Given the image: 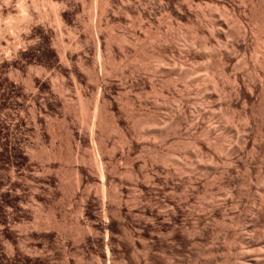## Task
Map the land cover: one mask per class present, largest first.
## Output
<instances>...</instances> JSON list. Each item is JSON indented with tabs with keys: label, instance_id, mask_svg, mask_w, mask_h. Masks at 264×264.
<instances>
[{
	"label": "rangeland",
	"instance_id": "374dc122",
	"mask_svg": "<svg viewBox=\"0 0 264 264\" xmlns=\"http://www.w3.org/2000/svg\"><path fill=\"white\" fill-rule=\"evenodd\" d=\"M99 1L53 0L52 10L32 7L35 20L21 30L29 40L18 45L11 26L23 15L22 0H0V264H131L129 231L139 227L154 255L171 257L198 210L180 202L181 192L194 193H188L190 185L164 173L175 156L186 163L204 149L264 147V100L258 92L264 78V0H255L253 9L240 0H216L221 6L195 0L188 16L178 13L187 0H106L101 9ZM45 11L55 20L37 17ZM238 18L248 27L246 36L232 30ZM100 19L110 27L100 36L101 52L91 34ZM130 24L142 25L140 38H130L129 58L116 54L111 60L107 31L120 37L131 33ZM58 26L73 53L63 65L53 46ZM155 32L166 37L164 43ZM163 59L170 61L168 68L159 66ZM179 70L190 77L182 78ZM245 86L257 87L256 100ZM40 107L46 117L36 122ZM113 117L120 129L114 130ZM236 168H222L228 175L219 170L227 179L222 185L240 173ZM176 200L183 207L173 212ZM160 208L166 216H157ZM212 224L205 228L210 233L199 227L204 238H212Z\"/></svg>",
	"mask_w": 264,
	"mask_h": 264
},
{
	"label": "bare ground",
	"instance_id": "6f19581e",
	"mask_svg": "<svg viewBox=\"0 0 264 264\" xmlns=\"http://www.w3.org/2000/svg\"><path fill=\"white\" fill-rule=\"evenodd\" d=\"M111 2H114L115 0H110ZM161 2H165V1H168V4H169V1L170 0H160ZM173 1V0H172ZM188 3L185 8H180L178 9V13L181 14V15H186L188 16V14H191V11H192V4H194L193 2L195 0H187ZM211 3H214L217 4L218 6H221L219 5V3L225 1V0H217V3L216 0H208L207 2H210ZM231 2L233 3V0H227V2ZM241 2L243 1V4H245V6L247 7L249 5V7L251 6V8L253 9L254 7V4H255V0H240ZM53 0H32L31 2H29L28 0H22V4H21V12H23V15H21V17L19 18V20L14 23V25L11 26V29L13 30V32L15 33L16 35V41H17V44H21V43H25L28 39L29 36L25 35V34H22V29L26 26V25H29L30 23H32L34 20H35V15L33 14L32 12V7L33 9L40 7V6H43L44 8H49V9H53L54 6L52 4ZM101 2L99 8L103 7L105 4H106V0H101L99 1ZM116 2V1H115ZM206 0H198V5L199 4H206L205 3ZM245 2V3H244ZM247 2V3H246ZM197 3V2H196ZM230 3V4H231ZM161 4V3H160ZM167 4V2H166ZM171 4V3H170ZM225 4V3H224ZM223 4V6H224ZM228 4V3H227ZM225 4V6L227 5ZM229 4V5H230ZM248 4V5H247ZM233 5V4H232ZM222 6V7H223ZM224 6V7H225ZM244 6V7H245ZM42 7V8H43ZM223 7V8H224ZM100 8V9H101ZM226 8V7H225ZM34 9V10H35ZM50 10V11H51ZM96 11V10H95ZM43 13V12H42ZM98 13V11L96 12ZM187 13V14H185ZM41 12L39 13V15H37V17L39 19H50L52 21H54V17L52 16V14L50 15L47 11H45L43 14H41ZM206 15V14H204ZM35 16V17H34ZM52 16V17H51ZM104 16V15H103ZM204 17V16H203ZM253 17V15H252ZM252 19V18H251ZM255 19V18H254ZM254 21V20H253ZM0 22H1V15H0ZM226 22V21H225ZM235 22V23H234ZM233 23L235 24L234 26V29L232 30H236L237 33H240L241 32H238L240 30L242 31H245L244 32V35L247 33V31L245 30L246 28L248 27H245L243 26V22L241 20V18H238L236 21H234ZM113 23V22H112ZM111 23V24H112ZM171 23V22H170ZM173 23V22H172ZM132 24V23H131ZM130 26H133L131 25ZM135 25V23H133ZM226 24V23H225ZM94 25V24H93ZM114 25V24H113ZM109 24L108 23H104L101 19L98 21V23L91 29L92 30V33L90 31V33L93 35V39L94 41L96 42L97 44V50L100 51V45H101V39H100V36H102L101 34L105 31L106 27L107 29L108 28ZM137 26V25H136ZM136 26L134 27H131V33H126L128 31H126L125 33H122V35L119 37V36H115L114 34H111V33H114L112 32L113 30H108V34L106 36L109 35V38H107V40L109 39L111 42H108V46L106 48H109L108 52H110L109 56L112 55V56H116V54H119L120 56H124L127 57L129 54H126L127 51H128V46L130 45L129 43L130 42V38H135V40L139 39L140 36H138L139 32H141V30L143 29L141 26L139 28H142L141 30L139 28H136ZM152 26V25H151ZM129 27V26H128ZM138 27V26H137ZM91 28V27H90ZM151 28V27H150ZM173 28V27H171ZM175 28V27H174ZM232 28V27H231ZM106 29V30H107ZM113 29V28H112ZM157 29V28H156ZM89 30V29H88ZM104 30V31H103ZM170 30V29H169ZM173 30V29H172ZM214 30V29H213ZM261 30H262V27H261ZM0 31H2V28L0 27ZM56 33H57V38H56V42L53 44L54 47H56V51L60 57V63L59 65H63L65 64V62L68 60V58H72L73 56V53L72 52H67L68 51V47L67 45L65 44L64 40H63V29H62V26H58L55 30H54ZM109 31L111 33H109ZM152 31V30H151ZM154 31V30H153ZM171 31V30H170ZM251 31V30H250ZM124 32V31H123ZM235 32V31H234ZM232 32V33H234ZM253 32V31H252ZM251 32V33H252ZM263 32V31H262ZM105 33V32H104ZM152 33V32H151ZM160 33V32H158ZM89 34V33H88ZM106 34V33H105ZM116 34V33H115ZM120 34V33H119ZM141 34V33H140ZM211 34V33H210ZM14 35V36H15ZM118 35V34H116ZM263 35V34H262ZM103 36H105L103 34ZM159 39V43H164L165 42V38L163 39L161 36H158V34L155 32V34L153 35ZM211 36V35H210ZM246 36V35H245ZM248 36V35H247ZM138 37V38H136ZM91 38V37H90ZM105 38V39H106ZM245 38V37H244ZM248 38V37H247ZM262 38V37H261ZM27 39V40H26ZM92 39V38H91ZM168 39V38H167ZM26 40V41H25ZM32 40V39H31ZM134 40V41H135ZM33 41V40H32ZM155 41V40H153ZM212 41V40H211ZM156 42V43H157ZM168 43V40L166 41ZM27 43V42H26ZM28 43H32L31 41L28 42ZM158 43V44H159ZM187 43V42H185ZM77 46L80 44V43H76ZM129 44V45H128ZM191 44V43H190ZM164 45H168V44H163ZM226 45V44H225ZM259 45V44H258ZM156 46V45H155ZM162 46V45H161ZM162 46V47H163ZM190 46V45H189ZM220 46V45H219ZM262 45L260 44L259 48L261 47ZM53 47V48H54ZM132 47V46H131ZM157 47V46H156ZM168 47V46H167ZM192 47V46H191ZM223 47V46H221ZM228 47V46H227ZM258 47V46H257ZM166 48V47H165ZM225 48V47H224ZM156 50V48H154ZM263 49H264V46H263ZM262 49V52L264 51ZM153 50V49H152ZM220 50V49H219ZM154 51V50H153ZM174 51V50H173ZM172 51V52H173ZM187 51V50H186ZM189 51V52H188ZM187 52H185V54H189V56L192 58V57H195V56H192L193 54L190 53L191 51L188 50ZM228 51V50H227ZM261 51V50H260ZM101 52V51H100ZM129 52V51H128ZM156 51H154L155 53ZM180 52V51H179ZM183 52V51H182ZM182 52L180 53V55H184L182 54ZM153 53V52H152ZM197 53V52H195ZM214 53V52H213ZM192 54V55H191ZM223 54V53H222ZM187 56V55H186ZM218 56V55H217ZM111 57V56H110ZM114 57H111V60L115 59ZM189 57V58H190ZM222 57V56H221ZM262 63H263V69H264V53L262 55ZM120 58V57H119ZM129 58V57H127ZM188 58V57H187ZM211 58V57H210ZM121 59V58H120ZM193 59V58H192ZM218 59V57H217ZM164 60V61H163ZM161 62H160V65L161 66V69L163 67V64H164V67H165V64H166V67L165 68H168L167 66L170 65V61L167 60V62L169 61V63H164L165 62V59H163ZM179 60V59H178ZM222 60V59H221ZM224 60V59H223ZM115 61V60H114ZM113 61V62H114ZM180 61V60H179ZM178 61V62H179ZM220 61V60H219ZM218 61V62H219ZM176 62V60H175ZM222 62V61H221ZM221 62H220V65H221ZM123 63V61H122ZM163 63V64H162ZM261 63V62H260ZM259 63V64H260ZM261 63V64H262ZM216 64V63H215ZM219 64V63H218ZM217 64V65H218ZM260 64V65H261ZM177 65V63L174 64V67ZM181 65V64H179ZM225 65V64H223ZM222 65V66H223ZM182 66H180V69H181ZM225 67V66H223ZM222 67V68H223ZM227 67V65H226ZM163 68V70L165 69ZM218 68V67H216ZM221 68V67H220ZM221 68V69H222ZM56 69V68H54ZM123 69V68H122ZM220 69V70H221ZM166 70V69H165ZM176 70V68H175ZM178 70V68H177ZM183 72L185 73V69H182ZM226 70V69H224ZM115 71H118L115 70ZM180 71V70H179ZM223 71V70H222ZM175 72V71H174ZM178 72V71H177ZM182 71H180V73H183ZM179 73V74H180ZM183 73V74H184ZM189 73L186 71V74ZM225 73V72H224ZM250 73V72H248ZM263 73V72H262ZM177 74V73H176ZM181 74V75H183ZM184 74L183 76L185 77H182V78H185L186 79V76H188V78L190 77V74ZM254 74V73H253ZM178 75V74H177ZM37 76V75H36ZM192 76V75H191ZM251 76V75H250ZM35 77V76H34ZM177 77V76H176ZM180 77V76H179ZM178 77V78H179ZM258 77H260L258 75ZM257 77V78H258ZM263 77V75H262ZM259 80H261V78ZM191 79V78H190ZM256 79V78H255ZM178 79H176L177 81ZM257 80V79H256ZM184 81V80H183ZM30 82L31 84H34L35 81L33 79V76H31V79H30ZM187 82V80H186ZM189 82V81H188ZM224 82V80H223ZM254 82V81H253ZM260 85H259V90L258 92L262 95V99L264 100V78L263 80L260 81ZM228 83V82H227ZM244 84V83H243ZM259 84V83H258ZM217 85V84H215ZM254 85V84H253ZM256 85V84H255ZM254 85V87H255ZM60 87V86H59ZM188 87V85H187ZM253 86L250 87V86H245V91L246 93H248V97L250 96L251 99L253 100H256L257 99V94L255 92V89L257 88H254ZM218 91V90H217ZM223 93V91H220ZM225 92V91H224ZM230 92V90H229ZM244 92V91H243ZM228 93V92H227ZM232 93V91L230 92ZM226 94V93H225ZM229 94V93H228ZM245 94V93H244ZM238 95V94H237ZM227 96V95H226ZM229 96V95H228ZM231 96V94H230ZM246 97V98H248ZM259 97V96H258ZM231 98V97H230ZM249 100V99H248ZM247 100V101H248ZM249 102V101H248ZM250 102H253L252 100ZM245 104V103H244ZM34 105V104H33ZM114 105V104H112ZM218 105V104H217ZM35 106V105H34ZM109 107V106H108ZM252 107V106H251ZM41 108V107H40ZM38 108L39 112H37V114L35 113V120L36 122L38 121L37 118L40 117V119L44 116L46 117V115H44V111L43 109L41 108ZM210 108V107H209ZM215 108V107H214ZM96 109V107H95ZM98 109V108H97ZM101 109V108H99ZM108 109V108H107ZM134 109V108H133ZM217 110V108H216ZM37 111V110H36ZM35 111V112H36ZM108 111V110H107ZM112 111V110H111ZM110 111V112H111ZM179 111V109L177 110ZM88 112V111H87ZM110 112L109 115H110ZM113 112V111H112ZM111 112V113H112ZM217 112V111H216ZM89 113V112H88ZM106 113V112H105ZM114 113V112H113ZM180 113V112H179ZM196 113L198 114V112L196 111ZM208 113V112H207ZM212 113V111H211ZM214 113V112H213ZM22 114V113H21ZM132 114V113H131ZM218 114V113H217ZM221 114V113H220ZM114 114L110 115L111 117L113 116ZM138 115V114H137ZM194 115V114H193ZM222 115V114H221ZM220 115V116H221ZM248 115V114H247ZM261 115V114H260ZM264 115V114H263ZM23 116V115H22ZM21 116V117H22ZM200 116V115H199ZM202 116V115H201ZM227 116V115H226ZM108 117V116H107ZM116 117V116H115ZM115 117H113L115 119ZM196 117V116H195ZM194 117V118H195ZM260 117V116H259ZM135 118V117H133ZM178 118V117H177ZM198 118V117H197ZM196 118V119H197ZM18 119V118H17ZM112 119V118H111ZM112 120L111 121V124H113V128L114 130H117V129H120L119 128V124L117 122V120ZM227 119V118H226ZM19 120V119H18ZM22 120V118H21ZM193 120V119H192ZM198 120V119H197ZM179 121V120H178ZM224 122V120H222ZM248 121V120H247ZM263 121V120H262ZM261 121V122H262ZM18 122V121H17ZM181 122V121H179ZM226 122V121H225ZM228 122V121H227ZM155 122H153L154 124ZM213 123V122H212ZM152 124V123H151ZM155 124L158 125V123L156 122ZM177 124V123H176ZM175 124V125H176ZM228 124V123H227ZM195 125V124H193ZM192 125V126H193ZM210 125V124H209ZM213 125V124H212ZM226 125V124H225ZM182 126V125H181ZM217 126V125H216ZM235 126V125H234ZM262 126V125H261ZM191 127V126H190ZM189 127V128H190ZM214 127V126H212ZM219 127V126H217ZM221 127V126H220ZM244 127V126H243ZM112 128V129H113ZM179 128V127H178ZM189 128L186 130L188 131ZM192 128V127H191ZM224 128V127H222ZM235 128V127H234ZM245 128V127H244ZM243 128V129H244ZM217 129V128H215ZM191 130V129H190ZM194 130V129H192ZM207 130V129H206ZM205 130V131H206ZM204 130L202 132H205ZM208 131V130H207ZM245 131V130H244ZM120 132V131H119ZM210 132V130H209ZM225 132V131H224ZM249 132V131H248ZM121 133V132H120ZM191 133V132H190ZM237 133V132H236ZM68 135V134H67ZM192 136V135H191ZM206 136V135H205ZM68 137V136H67ZM70 137V136H69ZM209 137V136H208ZM207 137V138H208ZM241 137V136H240ZM246 137V136H245ZM244 137V138H245ZM72 138V137H71ZM237 138V136H236ZM67 139V138H66ZM69 140H72V139H69ZM209 140V139H208ZM258 140V139H257ZM68 141V139H67ZM190 141V140H189ZM71 142V141H70ZM256 142V141H255ZM69 143V142H68ZM191 143V142H190ZM210 143V142H209ZM70 144V143H69ZM206 144V143H205ZM246 144V142H245ZM211 145V144H210ZM238 145V144H237ZM196 146V145H195ZM223 146V145H222ZM263 146V145H262ZM71 147V146H69ZM250 147V146H249ZM195 148V147H194ZM208 148V147H207ZM215 148V147H214ZM219 148V147H218ZM245 148V147H244ZM209 149V148H208ZM212 148L210 147V150ZM222 149V148H221ZM248 149V148H247ZM247 149H242L241 147H238V148H233V149H229L227 148V150H225L223 148V150H219L216 148L215 151H213L212 149V152L208 151V152H205V149L204 151L201 150L200 152L196 149V151H194L193 153L190 152V155L194 154L195 152H197V155H193L192 156H188L189 152H187V160L188 158L191 159V157L193 158V160L189 159L187 162L190 161L189 164H187V162H182V160L184 161L185 159H183L181 156L179 157L178 155L175 156V157H178V158H181L180 160L177 158H175L174 160V164H173V167H168L164 170V173L166 174H169L168 176H175L180 182L185 183V184H188V187L189 188V185H190V190H188L186 188V190H188V193L192 191H194V193L196 194L197 192V195H198V191L199 189L201 188H198V185L201 186L200 184V181L198 180H201V175L198 177L199 174H202V178H206L204 180H206V183H205V186H204V190H200V193L201 191L203 192V197L201 195H198V198L199 196L201 197L200 199L197 198V200H195V197H194V193L191 192L189 195L186 193V192H181V197H180V202L181 203H185L186 205H189V207H193V208H198V210H196L194 213L196 214L197 218H191L193 219V221H190L191 219L188 220V222L190 221V225L188 224V226L186 227L185 226V232H186V236L187 238H185L184 240H182L181 244H179L176 249H174L172 251V254L171 257L170 255H167L163 257L162 256H157L156 253L155 255L152 253L151 251V248L149 245H147L148 242H146V237L144 238L140 233L142 231V229H139V228H135L133 229L132 231H129V237L131 238L130 241H132V245L133 247L130 248L129 250V257H128V262H130L131 264H150V263H156V264H264V147L262 149H258V148H251L249 150ZM191 150V149H190ZM194 150V149H193ZM177 154V153H176ZM186 154V153H185ZM71 156V155H70ZM185 156V155H184ZM78 157V156H77ZM77 157L76 159L73 158V160H77ZM74 160V161H75ZM235 167H239L238 169H240L241 167V170H240V173L239 171H235L234 169H230L231 172L234 173V171L236 172V174L234 173L232 178L230 179L231 181L233 180L234 178V181L233 182H229V184L227 185H222V184H226L224 182L227 181H223L225 180L220 178V173L222 174V172L224 173V171L226 172L229 171L228 169L229 168H235ZM221 168V169H220ZM222 168L224 169V171L222 170ZM236 168V169H237ZM226 169V170H225ZM222 172H220V171ZM220 172V173H218ZM213 174V175H212ZM219 174V175H218ZM226 174V173H224ZM228 174H231L230 172L227 173L226 175ZM147 175V174H146ZM145 175V176H146ZM209 175V176H208ZM223 175V174H222ZM171 176V177H172ZM219 177L218 179L220 180V184L219 187L215 190L214 187H217L215 186L217 183H219V180H217L216 177ZM226 177V176H225ZM79 178V177H78ZM173 178V177H172ZM200 178V179H198ZM212 178V179H211ZM254 178H256V181H254ZM228 179V180H229ZM236 179V181H235ZM177 180V181H178ZM204 180H201V183L202 181ZM222 180V181H221ZM75 183H79V181L75 182ZM82 183V182H81ZM199 183V184H198ZM80 184V183H79ZM78 185V184H77ZM76 186V185H75ZM184 186V184H183ZM186 186V185H185ZM74 187V186H73ZM81 187V185H80ZM71 188V187H70ZM76 188V187H75ZM79 188V186H78ZM185 189V187H184ZM182 189V190H184ZM78 190V189H77ZM81 190V188H80ZM181 190V189H180ZM175 191V190H174ZM177 191V190H176ZM190 191V192H189ZM167 193V192H166ZM178 194V193H177ZM187 194V195H186ZM167 195V194H166ZM185 195V196H184ZM178 196V195H177ZM116 197V196H115ZM119 198V197H118ZM137 198V197H136ZM178 198V197H177ZM176 198V199H177ZM121 199V198H119ZM173 199V198H172ZM128 200V199H127ZM138 200V199H137ZM167 200V199H166ZM118 201V200H117ZM121 201V200H119ZM131 201H132V198H131ZM136 201V200H135ZM179 200H176L175 204H173L172 207H170V209H172V211L174 212L175 209L178 207L181 206ZM138 203V201H137ZM160 203V202H159ZM169 204V202H168ZM133 205V204H132ZM159 206V205H158ZM161 206V205H160ZM163 206V205H162ZM165 207H169V205H167L165 203V205L163 207H161L162 209L165 208ZM183 207V206H181ZM188 207V206H187ZM161 208L157 211L160 212ZM166 209V208H165ZM144 210V209H143ZM188 210V209H187ZM152 211V210H151ZM168 211V210H167ZM163 212H164V209H163ZM163 212H160V213H157V216L158 214L159 215H165V213ZM163 213V214H162ZM168 213V212H166ZM171 213V212H170ZM193 213V215H194ZM163 215V216H164ZM142 216V215H141ZM140 216V217H141ZM147 216V215H146ZM168 216V215H167ZM181 216V215H180ZM179 216V217H180ZM153 218V217H152ZM171 218V217H170ZM38 220V218H36ZM56 219V218H55ZM54 219V220H55ZM165 219V218H164ZM175 219V218H174ZM145 220V219H144ZM48 221V220H47ZM45 221V222H47ZM56 221V220H55ZM210 221H213V223H216V224H212L214 226H211L210 228L213 230L214 229V234L213 236L210 234V236L212 237H209L211 239H207L208 237L204 238L205 236H207L206 234H204L203 236V233L200 234L199 233V227L202 226L203 228H201L202 230H205L206 227H209V223ZM16 222L18 221H15V224L14 226L17 227L18 225L16 224ZM40 222V220H39ZM42 222V221H41ZM50 223V221H48ZM202 222V223H200ZM14 223V222H13ZM49 223H46L47 225ZM55 223V222H54ZM59 223V222H57ZM148 223V222H147ZM39 224V223H38ZM44 224V223H43ZM42 224V225H43ZM45 224V225H46ZM51 224V223H50ZM139 224V223H138ZM202 224V225H201ZM17 225V226H16ZM44 225V227H46ZM52 225V224H51ZM55 225V224H54ZM134 225V224H133ZM132 225V226H133ZM186 225V224H185ZM208 225V226H207ZM13 226V227H14ZM21 226V225H19ZM50 227V225H48ZM47 226V227H48ZM177 226V225H176ZM81 227V226H80ZM21 228V227H19ZM209 228V229H210ZM54 229H55V226H54ZM144 229V228H143ZM208 229V228H207ZM83 230V231H82ZM80 229V232H84V229ZM130 230V229H128ZM211 230V231H212ZM59 231V229H58ZM184 232V233H185ZM204 233H210V231L208 230L206 232L203 231ZM213 232V231H212ZM157 233V232H156ZM173 233V232H172ZM183 233V234H184ZM159 234V233H158ZM168 234V233H167ZM181 234V233H180ZM173 235V234H172ZM161 236V235H160ZM169 236V235H168ZM171 236V235H170ZM174 236V235H173ZM185 236V237H186ZM56 237V236H55ZM82 237H83V233H82ZM88 236H85V238H87ZM84 238V237H83ZM83 239V240H86V239ZM161 238V237H160ZM174 238V237H173ZM172 238V240H173ZM57 239V238H56ZM60 239V236L59 238ZM171 240V241H172ZM64 243V242H63ZM68 244V243H66ZM66 244H65V248H66ZM14 245V244H13ZM16 245V244H15ZM14 245V246H15ZM26 245V244H25ZM27 245H30L29 243H27ZM64 245V244H63ZM68 245H71V244H68ZM177 245V244H176ZM72 247H74V245H71ZM69 247V246H68ZM67 247V248H68ZM11 248H12V244H11ZM14 248V247H13ZM24 248V246H23ZM27 248V247H26ZM29 248V247H28ZM27 248V249H28ZM32 248V247H31ZM71 248V247H70ZM68 248V249H70ZM37 249V248H36ZM67 249V250H68ZM139 249L138 252H136L137 250ZM29 250V249H28ZM223 251V252H222ZM119 252V251H118ZM138 254V256H136V254ZM163 252V251H162ZM165 252V251H164ZM170 252V251H169ZM221 252V253H220ZM2 253V252H1ZM67 253V252H66ZM220 253V256H218ZM68 254V253H67ZM117 254V253H115ZM119 254V253H118ZM158 254H160L158 252ZM223 256H222V255ZM68 257V256H67ZM62 258V257H61ZM68 259V258H67ZM176 259V260H175ZM68 262V260H66ZM66 262V263H67ZM69 263V262H68Z\"/></svg>",
	"mask_w": 264,
	"mask_h": 264
}]
</instances>
